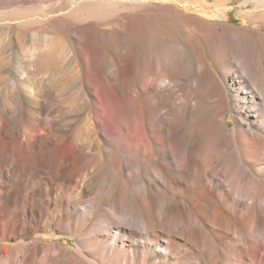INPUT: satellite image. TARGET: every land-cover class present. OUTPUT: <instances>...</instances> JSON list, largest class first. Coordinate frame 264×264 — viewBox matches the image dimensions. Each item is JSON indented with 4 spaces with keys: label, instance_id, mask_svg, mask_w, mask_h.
I'll return each instance as SVG.
<instances>
[{
    "label": "bare ground",
    "instance_id": "obj_1",
    "mask_svg": "<svg viewBox=\"0 0 264 264\" xmlns=\"http://www.w3.org/2000/svg\"><path fill=\"white\" fill-rule=\"evenodd\" d=\"M218 1L185 6L236 4L247 24L93 1L119 7L112 45L73 38L60 105L37 101L53 93L30 60L4 70L0 264H264V1Z\"/></svg>",
    "mask_w": 264,
    "mask_h": 264
},
{
    "label": "rangeland",
    "instance_id": "obj_2",
    "mask_svg": "<svg viewBox=\"0 0 264 264\" xmlns=\"http://www.w3.org/2000/svg\"><path fill=\"white\" fill-rule=\"evenodd\" d=\"M93 1L95 2V0H0V75H3L5 72L4 70L15 65L16 62H20L21 60L23 62H28L30 60L32 63L30 61L29 63L35 67L33 70L36 79L41 78L43 82H45V88L50 87L49 89L53 93V97L51 98L40 95L41 97L37 98V101L45 103H42V107L44 106L43 108L53 104L60 105L58 102H61L62 96L58 97V95H61L63 88L62 78L64 76L67 77L69 75L68 72L72 71V69L77 74L82 72L80 64L75 63L72 59V55L76 52L73 38H80L84 46H90L91 40L95 38L98 45L96 44V46L93 47V54L96 58L101 56L105 50H109L112 45L110 38L100 33V31L109 28V25L101 23V20L105 15L110 14L108 12H111L112 8L116 7V9H119V7L113 6L110 10L106 8L107 12H105V8H103L102 11L101 7L95 5ZM114 1L124 2L125 4L132 2V0ZM146 1H162L174 6L178 11L191 16H201V13H205L209 17L214 14L219 15L214 18H209L212 22L231 24L236 27H242L247 24V19L240 15L241 12H239L236 4H233L231 9H227L218 14L215 13L212 5L209 8L185 6L186 1L191 0ZM207 1L211 4L219 2L218 0ZM261 3L257 5V8L251 9L256 12L259 17L264 16V6H262L264 2ZM250 7L251 3L248 4V8ZM116 9H113V11ZM247 9L244 8L243 10L247 11ZM143 22L147 24V20H143ZM90 24H92L90 30L86 29L85 25ZM157 28L161 31H155L154 35L151 36L152 41L163 38L161 35L163 31L162 28L160 26ZM146 29V26H142L143 32ZM110 37L115 38V36ZM143 38L142 35L141 39ZM126 62L129 63L126 59L123 64H126ZM103 65L104 62L101 59L96 60V68L105 71ZM56 77L58 80L56 79L57 81H54L53 78ZM51 81L53 83L56 82V84L54 83V89V85ZM49 99L52 100L50 101ZM57 99H59L58 102ZM53 101L54 103L51 104ZM227 126L230 127V124L228 123ZM38 239V241H44L43 238ZM54 240L48 239L45 240V242H53ZM59 242L65 247H74L72 241L69 239L67 240L61 237ZM2 244H5V242ZM2 247L3 246L0 248V255L2 254Z\"/></svg>",
    "mask_w": 264,
    "mask_h": 264
}]
</instances>
